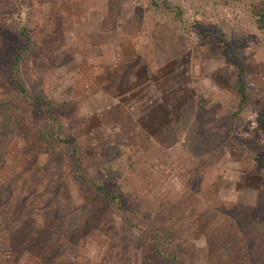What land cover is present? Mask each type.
Instances as JSON below:
<instances>
[{
    "label": "rangeland",
    "instance_id": "rangeland-1",
    "mask_svg": "<svg viewBox=\"0 0 264 264\" xmlns=\"http://www.w3.org/2000/svg\"><path fill=\"white\" fill-rule=\"evenodd\" d=\"M169 1L189 32L149 0H0V109L15 100L8 58L27 32L21 75L53 113L26 107L22 139L7 138L0 264H161L162 249L180 264H264V33L245 5ZM196 23L229 40L232 64ZM237 63L251 102L234 123ZM52 124L79 163L37 146ZM27 145L35 166L10 168ZM80 170L125 197L126 211ZM59 201L84 214L76 227L51 208Z\"/></svg>",
    "mask_w": 264,
    "mask_h": 264
},
{
    "label": "trees",
    "instance_id": "trees-1",
    "mask_svg": "<svg viewBox=\"0 0 264 264\" xmlns=\"http://www.w3.org/2000/svg\"><path fill=\"white\" fill-rule=\"evenodd\" d=\"M214 4L220 7L224 8H230L235 7L237 5H245L248 7V11L251 14V18L253 19L257 29L260 32L264 33V2L261 4L258 2V0H211ZM149 8L152 12L163 16L168 17L173 23L180 25L182 30L189 32V27L185 22L184 17V11L181 7L174 5L169 0H149ZM210 26V25H209ZM208 25H204L201 23L194 24L193 28L202 31L204 34V37L210 39V41H215L220 45V48L223 52V56L226 59V62L228 64H232L231 60H229L228 54L230 52L229 47V40L227 38H224L222 36H215L212 33V30H210V27ZM17 39L19 42V47L21 48L15 55H9L8 58V74L9 79L12 82V94L13 99L12 101L9 100L7 102V105L4 106L3 109H0V162L3 160H6L8 163V159H12L11 155V149L9 148V140L12 139L16 133H18L20 136L18 138L22 139V131L20 127V123L18 122V119L20 118V114L24 113L26 111V107H33V106H39L42 107L45 111V115L50 117L52 120V108L48 105L47 101L44 97H41L37 94L32 93V91L28 88L27 84L25 83L22 75H21V67L23 60H25L28 55L33 50V41L29 34L27 32H22L17 35ZM236 68L237 74H236V82H235V88L238 95V110L234 114V123L238 122L239 119L242 117V115L246 112L251 99H250V93L249 89L246 83L245 74L243 70V65L241 63H237L234 65ZM21 104V105H20ZM49 118V119H50ZM24 122V119H23ZM26 123V121H25ZM24 123V124H25ZM24 127V126H23ZM231 132L233 134H236L237 131L235 129H231ZM8 138V139H7ZM234 143H237V145L244 147V144L242 142H239L237 138H234ZM56 144L59 148L64 150L67 149V153L76 162H80L79 157V149L75 148L74 146H66V141L63 139V129L61 126L52 124V129H50L49 132H43L42 134V140L38 142L37 146L44 147L45 145L54 146ZM36 146V147H37ZM40 147L37 149L34 148V151H40ZM41 147V148H42ZM23 153H21L18 157V160L21 162L19 165L12 164L10 168L17 169L16 171H21L23 162L26 160L25 166H29V168H32V166H35L34 163L36 161V156L32 152H30L31 148L29 146H23ZM251 158H254V155L251 156ZM259 160H261L264 164V158L260 157ZM81 167V165H79ZM79 180L82 181V183H86L88 185H92V189L95 190V192L101 193L102 196H104L106 199L110 200L114 206L120 210L125 212L126 211V203H124L125 197L115 194L112 189L109 187H105L102 184H98L93 182H90L84 175V171L79 172L78 176ZM2 182H0L1 184ZM42 200H40L38 205H41ZM47 204V203H46ZM57 205V206H56ZM55 206L58 210L65 209L67 214H71V216L68 219V225L71 228L76 227L78 222L83 218L84 214L75 213L72 209V205L67 204L65 205L61 201H59L55 205H51V208ZM166 237L168 235V232L164 231ZM161 256V264H180V255L177 252H173V250H164L160 252Z\"/></svg>",
    "mask_w": 264,
    "mask_h": 264
}]
</instances>
